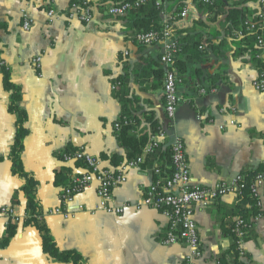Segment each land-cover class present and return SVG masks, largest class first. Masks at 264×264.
<instances>
[{"label": "crops", "instance_id": "crops-1", "mask_svg": "<svg viewBox=\"0 0 264 264\" xmlns=\"http://www.w3.org/2000/svg\"><path fill=\"white\" fill-rule=\"evenodd\" d=\"M93 1L90 23L68 18L71 0H56L61 17L50 23L49 0H0V264H63L43 251L39 231L24 222L26 178L13 173L11 159L18 134L19 115L11 110L16 97L27 115L21 160L38 182L43 219L57 247L78 251L87 264H183L188 253L184 242L165 244L170 219L164 211L136 208L156 177L148 164L130 169L127 183L113 191L114 205L126 207L123 215L99 209L98 183L75 197L74 205L82 210L68 218L55 212L63 206V187L86 173L80 162L64 161L69 149L84 148L105 168H113V156L126 158L116 135L121 94L138 120L135 135L149 134L150 140L158 135L148 122L153 118L166 132L162 145L183 138L196 185L230 182L264 167V94L253 85L259 70L251 52L238 51L242 35L229 29L226 15L188 0L164 2V23L190 40L182 42L179 55L187 64L178 87L183 100L170 122L164 77L159 81L155 71L163 68L162 44L138 43L129 16L109 15L112 1ZM242 7L251 17L261 11L260 0ZM24 12L33 20L29 31L23 28ZM194 41L201 44L198 49L192 48ZM38 57L41 68L35 64ZM117 78L125 83L120 95ZM260 200V213L250 218L252 227L239 243L240 264H264V182ZM243 205L249 209L237 195H226L198 210L199 264H233L228 232Z\"/></svg>", "mask_w": 264, "mask_h": 264}, {"label": "built area", "instance_id": "built-area-1", "mask_svg": "<svg viewBox=\"0 0 264 264\" xmlns=\"http://www.w3.org/2000/svg\"><path fill=\"white\" fill-rule=\"evenodd\" d=\"M93 0H77L72 3L68 18L70 20H80L90 23L93 19L92 3ZM148 0H134L132 2L111 3L108 6V14L114 17L126 18L130 12L145 4ZM159 3L162 0H157ZM215 0H188L190 4L207 5ZM261 11L257 19L249 18L246 27L249 32L257 29L264 30V0H260ZM188 8H184L182 14L187 15ZM61 11L57 9L56 0H49L47 17L50 23L55 22L61 17ZM23 28L25 31L32 29L33 20L24 12ZM174 29L170 22L165 23L162 34L158 32L136 33L135 39L142 45L162 44L163 53L160 57V63L165 70L164 76V100L167 119L172 122L175 119L177 107L183 100L179 96L178 87L181 79L174 67L179 45L173 37ZM259 47H264V38L258 36ZM128 54L127 52L125 53ZM42 57L35 60V64L41 68ZM4 64L0 60V71ZM254 87L257 91L264 94V73L259 74L254 81ZM120 123H116V128L120 129ZM224 129V125L220 126ZM165 131H160L158 135L153 136L149 145L145 148L142 155L133 162H125L117 167L105 168L101 158L94 157L87 153L84 148L78 151L66 153L64 161L83 163L86 173L75 177L71 183L63 187L61 193L62 207L55 210L57 214H62L65 218L74 215L76 211L82 210V206H75V197L88 188L92 183L99 184V209L115 216H121L125 213L126 207L114 205L113 191L124 185L128 181V172L130 169L140 167L146 162L160 145L166 141ZM264 139V136H263ZM173 174L164 177L159 167L154 168V174L157 179L147 190L145 197L137 204V209L144 207L164 211L170 219L169 231L166 235L165 244L172 245L184 242L188 246V253L184 257L183 264H199L202 258V248L196 215L198 210L208 207L226 195H238L247 187L250 195L257 200V207L262 208L260 200V188L264 182V173L254 177L251 184H247L245 176L238 175L230 182H221L212 186H199L193 182L191 168L187 154L186 144L182 137L175 136L171 143ZM19 220V219H18ZM17 220V221H18ZM252 225L249 221L238 218L236 221V234L239 243L247 236Z\"/></svg>", "mask_w": 264, "mask_h": 264}, {"label": "trees", "instance_id": "trees-1", "mask_svg": "<svg viewBox=\"0 0 264 264\" xmlns=\"http://www.w3.org/2000/svg\"><path fill=\"white\" fill-rule=\"evenodd\" d=\"M77 0H71L72 3ZM106 1L107 0H102ZM113 3L119 2H132L134 0H108ZM166 0H162L160 3L157 0H148L145 4L141 5L138 8L133 9L130 14L131 21V31L134 33H150V32H158L162 34L165 28V23L163 21V10H164V2ZM248 1L251 0H215L210 4L201 5L206 12L212 13L213 9L216 7L218 12H222V14L226 15V23L229 24V29L232 32H236V35H242L241 40H239L237 44V49L240 53L251 52L252 54V62L259 70V74L264 73V47H259L258 36H262L264 38V30L257 29L256 31L249 32L246 27V22L249 18L257 19L256 16L251 17V13L242 7ZM93 4L94 1H91ZM183 31L174 32V38L176 39L179 49L177 53V57L174 62V67L178 73L179 78L181 79V83L183 81L182 75L187 70V64L185 61L179 58L180 53L182 52V42L190 43L188 37L183 35ZM201 44L199 42H193L192 48L198 49ZM190 46V45H189ZM156 78L161 81L165 76V70L163 68L157 69ZM6 85L9 86V82L6 78ZM116 86L121 88L119 92L124 88V81L121 78H117L115 81ZM121 92L118 94L120 95ZM122 99V113L119 119V123L121 125L120 129H117L116 135L119 144L127 150V156L125 159L119 158L117 156H113L110 158L111 164L113 167H117L124 162H133L136 161L143 153L145 148L150 143V135L143 134L140 136L135 135L134 129L136 124H138V120L132 115V112L129 110V104L131 103L124 97V94H121ZM19 98L16 97L15 103L13 104L11 110L19 115L18 118V134L16 138V143L12 151V163H13V173L16 175L22 176L26 178V184L24 186V192L27 198V208L25 213V224L32 225L37 228L39 231L42 248L43 251L48 254L52 259L59 263L63 264H87L83 255L76 250H61L57 247L55 240L53 239L49 228L47 227L43 215L40 208L39 199L37 197L38 192V182L37 180L27 174L24 170L22 160H21V151L23 149V141L26 136V129L24 124L27 120L26 113L17 105ZM148 122L151 125V130L153 134H157L160 132L159 124L153 119L149 118ZM72 152L71 149L67 151V153ZM102 159H109L106 155H102ZM81 163V162H80ZM83 165V163H81ZM148 166L151 167H159L162 175L164 177H169L173 174V163H172V153L170 145H160L157 149H155L154 153L148 157L146 163L142 164L141 167ZM264 173V167L261 170L248 172L243 174L246 178L247 184H251L254 177L258 174ZM157 177H155L156 181ZM62 180V179H61ZM242 204L248 203L249 209L242 208L239 209L238 214L239 218H243L247 221L250 220L251 217H255L258 215L259 208L257 207V200L250 195V191L248 187L240 194L237 195ZM232 238L233 245L232 248L235 249V253L233 255V264H240L238 261L239 258V238L236 234V223L233 224L230 232H228ZM13 235L12 232L5 238V243H8L9 239ZM220 264H229L221 261Z\"/></svg>", "mask_w": 264, "mask_h": 264}]
</instances>
